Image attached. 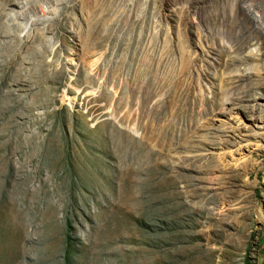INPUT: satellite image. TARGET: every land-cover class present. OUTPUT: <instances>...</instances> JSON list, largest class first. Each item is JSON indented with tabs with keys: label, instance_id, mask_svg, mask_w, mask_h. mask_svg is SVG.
Listing matches in <instances>:
<instances>
[{
	"label": "rangeland",
	"instance_id": "obj_1",
	"mask_svg": "<svg viewBox=\"0 0 264 264\" xmlns=\"http://www.w3.org/2000/svg\"><path fill=\"white\" fill-rule=\"evenodd\" d=\"M191 1L0 0V264H264V6Z\"/></svg>",
	"mask_w": 264,
	"mask_h": 264
},
{
	"label": "bare ground",
	"instance_id": "obj_2",
	"mask_svg": "<svg viewBox=\"0 0 264 264\" xmlns=\"http://www.w3.org/2000/svg\"><path fill=\"white\" fill-rule=\"evenodd\" d=\"M192 2L193 1H191V0L189 2V3H191V5L189 4L191 7L194 6V4ZM225 3H227L229 5H232L233 7L236 6L237 8H245L247 10L250 9V8H259V7L264 6V0H226V2H224V4ZM246 72L247 71L244 72V69H243V71H242L240 76H242V74H245ZM238 97H240V96H238ZM258 97H259L258 93L255 94L253 91H250V92H247L244 97H241L242 98L241 100L233 101L232 104L229 107V117H232V119H235L236 122H238L239 119H242V113L243 114H247V109H250L252 111V113H256V112H254V110L258 111V115H256V116H252V114L250 115V117H253L252 120L255 123H263L264 122V114L262 113V111L264 110V102L263 103H259L260 101L259 102L257 101ZM246 116L248 117L249 115H246ZM187 140H186V142H187ZM186 142H185V145H186ZM244 147H245L244 145L240 146V149L238 151L239 157L235 159V163H237L238 161L242 160V158H244L246 156V154L243 152L244 149H242ZM226 157L227 156L225 155V157L222 158L221 163L223 164V166L225 168H228L231 165V161H230V159H228ZM229 157H231V156H229ZM231 159H233V158H231ZM241 167L244 168L243 165ZM212 197L214 198V197H217V196L216 195H214V196L212 195L209 198H212ZM206 210L208 212L211 209L210 208H206ZM239 210H241V208H239ZM244 215L245 214L241 215L240 217H244Z\"/></svg>",
	"mask_w": 264,
	"mask_h": 264
}]
</instances>
